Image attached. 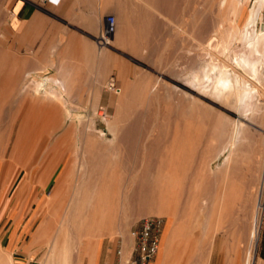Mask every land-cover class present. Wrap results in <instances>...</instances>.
<instances>
[{
    "label": "rangeland",
    "instance_id": "374dc122",
    "mask_svg": "<svg viewBox=\"0 0 264 264\" xmlns=\"http://www.w3.org/2000/svg\"><path fill=\"white\" fill-rule=\"evenodd\" d=\"M208 1L206 9L208 8L211 11L207 10L206 16L211 24L206 35L205 57L207 59L211 57V60H214L218 66H223L227 58L226 55L231 57L235 63L236 56L232 54V50H235L239 43L235 41L227 52L219 53L220 43L218 42L220 41L217 42L229 26L228 20L220 22V25L217 24L219 16L225 18L226 8L220 9L218 0ZM253 2L254 0H246L245 5L251 7ZM11 3L12 0H0V45H2V42L4 43V61L0 51V78L1 85H4H2L1 90V94H4V96L2 98L3 104H0V132L3 133L2 140L5 143L0 163V249L12 255V264H50L49 251L55 240L65 245L66 264H96L98 253L101 260L107 261V254L109 251H114L117 237L121 238L124 255H126L132 242L131 232L135 221L141 216L151 214L140 215L136 213V210L134 212L132 210V213L129 212L128 218L125 219V214L121 213L123 211L121 209L123 203L121 194L124 189L136 186L135 183L140 178L138 176L145 177L150 182L161 180L166 172L165 168L160 171L156 169L163 162V164L166 163L164 158H166V154L171 147H174L172 146L174 143L170 142L172 141V135L175 131L183 132L186 129H190L189 140L191 142L189 141L188 146L184 145L183 147L192 148L194 152L190 153L191 156L187 155L180 158L179 162L182 165L178 163L181 168L183 167L187 171L185 173L184 170L178 174L181 184L175 187L180 191H178L179 200L176 202L174 218L169 215H158L164 218V226L159 251L151 264L164 263V250L169 241L172 243L170 250L172 258L169 264H205L207 257H197L190 253L193 248L199 247L201 244H204L203 246L207 245L211 238L215 239L217 244L220 236V245L221 248H224L226 254L223 257L212 258L223 259L224 264H248L252 256L251 243L249 244V254L246 258L245 256L242 258L239 254L241 253L242 245L240 244L242 242L237 244V238L240 232H243L244 226L247 230L245 236L253 239L254 205L257 198L252 201L250 193L252 191L255 197L261 188L262 205L258 218L259 231L253 255L255 261H263L264 264V182L262 183V177L264 176V125L259 124L260 120L256 119L255 123L257 122L256 124L261 128L257 129V127L251 126L254 132H245L244 137L237 146L234 168L227 171H217V167L222 164L228 150H223L214 159L213 150L219 149L221 144L216 137L217 135L213 134V130L217 128L230 129L233 126L232 123L218 121L217 118L220 116L224 120L238 123L246 122V119L234 105H225L204 97H198L205 110V113H203L204 119H201L198 115L195 117L194 114L188 112L186 114L182 112L183 115L180 114L179 100L181 99V93L191 92L195 94L194 91L184 85L182 77L199 68L203 58V55H200L199 47L196 46L194 41L192 30V20L200 9L201 0H176L174 2L176 9L170 10L171 12L153 9L152 14L158 24L155 29L148 33V37L150 36L148 47H146L147 50L144 48L143 52L138 51L136 54L118 46L113 34L109 43L116 51L117 59L114 64V71L109 72L111 61L108 59L106 50V46L109 45L96 44L100 53V63L97 70L99 87L94 89L91 96L75 95L71 93L70 88L65 89V91L62 90L60 94L63 99L60 103L42 100L40 96L34 93L37 85H43L42 72L22 73L24 74L23 77L26 75L24 77L27 79L24 80L25 83H29L26 86L19 85V78L14 80L15 84L6 79L7 75L4 73V69L8 66L9 61L12 62L10 57V30L7 23ZM262 15V22H264V11ZM114 16L116 17L115 12ZM243 22L244 15L238 23L241 26ZM211 37L214 38V41L207 44V40ZM107 67L109 69L105 71L104 69ZM100 69H103L104 78L101 76ZM46 75L49 83L47 82L45 86L40 87L41 91L44 87L47 91L56 88L53 81L58 79V72ZM112 77L116 82L117 89L107 90L105 86ZM123 79L138 94L135 100L129 101L130 103L123 107L132 110V118L129 119L130 122L128 119L127 121L132 123L135 119V112H137L142 126L136 129L137 131H132V133L137 132L136 137L138 138L131 139L127 143H120L117 148L116 146H109L110 154L114 152V155L109 154L110 156L108 155L106 160L114 167L106 171L101 170L103 178L100 182L101 186L109 189L106 194L108 197L107 202L102 207L107 208L108 206V211L112 213L109 220L115 221L113 224L114 234H104L100 237L99 234H95L98 229L95 231L97 225H95L91 216L83 217L72 214L75 206L80 205V198L83 195L82 192H78L81 188H77V186L85 178L83 175L81 177L78 170V162H82L81 159L84 156L82 153L85 150L84 139L80 138L82 136L81 132H83L82 128L77 126L79 128L75 129L77 132L75 136L72 135L73 137L66 135V131L64 132V153L59 157L61 160L54 171L51 172L50 170L48 173L46 179L48 183L43 187H39L37 184L35 188L28 182L30 171L34 166L33 175L35 176L36 168L37 170L40 169L39 163L43 164L45 161L41 158L43 157L41 155L45 151L47 152L48 149L50 150L48 154L52 152L48 158V164L52 162L58 149V146L53 151L50 149L52 139L61 129L52 137L49 134L46 135V133L41 137L39 134L41 129H37L39 133H35L33 137L35 140L33 139L31 144L32 150L29 148L28 152H23L24 144H22L19 155L27 157L30 154V161L36 160L25 164L26 172L16 160L9 161V156L17 139L19 126L26 112L30 109L35 111L53 108L63 110L71 106L78 108L86 118H89L93 114L90 101L97 98L95 106L106 111L104 117L108 122L116 121L118 97L124 91ZM46 85L50 86L47 88ZM47 118L48 115L45 120H42L41 125L43 122L45 123ZM34 122L36 123V120H31V124H35ZM64 122L67 125L69 119ZM104 122V120L98 118L93 119L95 128L102 130L107 138H111V133L107 129L106 122ZM217 124L218 127H216ZM79 131L80 133H78ZM161 142L163 143L161 144ZM72 147H75L76 151L78 150L77 153L71 154L70 149ZM100 148L98 149L99 153L108 150L106 147ZM143 158L149 160L156 167L153 171L145 174L146 176L134 166ZM201 162H203V165H201ZM68 163L70 165L64 170ZM183 165H186V168L192 165V167H188L192 170L186 169ZM43 172V170L38 172L36 183H38ZM17 179H19V182ZM78 180L80 181L77 182ZM197 181L200 183H196ZM196 184H198L197 188L195 187ZM74 189L78 191L76 192ZM123 221H127V223L123 224ZM172 232H175V237L173 236L174 238L169 240L172 238ZM235 247L238 248L237 252L240 258L231 255ZM179 253L181 254L178 256L180 260L175 262L176 258L173 255Z\"/></svg>",
    "mask_w": 264,
    "mask_h": 264
},
{
    "label": "bare ground",
    "instance_id": "6f19581e",
    "mask_svg": "<svg viewBox=\"0 0 264 264\" xmlns=\"http://www.w3.org/2000/svg\"><path fill=\"white\" fill-rule=\"evenodd\" d=\"M175 1L176 0H118L115 10H114L115 15H116V17L114 16L115 17V29L116 28L117 29H116V32L114 29L115 33L113 32V34L115 36L114 40L116 41V44L124 49L129 50L132 53L137 54L138 51L143 52L144 48L148 47V40L150 37V36L148 37L149 35L148 33H150V31H152L153 29H155L158 24L155 17H153L152 10L159 9V10H167V11L171 10L172 11L176 9L175 8L176 5L174 3ZM210 1L214 2L216 0H210ZM218 1H219V4H218L219 8L220 9L226 8V11H225V18L219 16L217 24L225 20L229 21V26L227 30L223 33L220 40L219 39L217 40V42L220 41L218 42L220 43L218 47L219 53L227 52L229 48H231L232 43L237 41L236 43H239V45L237 46V48H235V50H232V54L236 56L235 63L232 61L231 57H228L227 55H226L227 57L226 61L224 60L225 63L223 64V66H218V64L214 60H211V57L210 59H207L205 57L206 35H207V32L209 30L211 23L208 17L206 16V12L208 10V8L206 9V4L209 1L201 0L200 9L197 11L196 16L192 20V28H193L192 30H193V38L196 43V46L199 47V50L201 52V54L200 53L199 54L203 55V58L201 59V62H200L201 66L200 67L198 66L199 68L194 69L190 74L188 73V75H185L182 77V81L184 82V85L188 87L190 90L194 91V93L197 96L195 94H192L191 92L181 93V99L179 100V109H180V114H182V112L184 114L188 112V113L194 114L195 117L196 115H198L201 119H204L203 113H205V110L203 109L204 108L203 105L200 103L201 101L200 98H198V97H202V98L204 97V98L210 99L211 101L220 102L225 105L232 104L241 112V115L246 119V122L238 123L234 121H228V120H224L222 117L219 116L217 118L218 121H225L228 123H232L233 126L230 129H223V128L218 129L217 128L218 130L217 129L213 130V134L217 135L216 137L220 141V144H221V147L219 149L217 150L214 149L215 152L213 150L214 159L217 156H219L223 150H226V149L228 150V154L224 156L225 158L222 164L217 167L218 168L217 171L218 170L227 171V170L234 168L235 166L237 146L240 144L242 138L244 137L245 132L247 131L254 132V129L251 126H255L257 127V129L261 128L260 126H258V124H256L257 122L255 123L256 119L260 120L259 124L264 125V22H262V18H263L262 14L264 11V0H254L251 7H248L245 5L246 0H218ZM106 7H103V8L107 9ZM113 9H114V6H113ZM210 13H207V14H210ZM99 15H101V13ZM243 15H244V22L240 26L238 22ZM99 19L100 18H98V20ZM99 21H101V19ZM116 21H117V27H116ZM96 23H98V21ZM213 41H214V38L211 37L207 40V44H210ZM145 50H147V48ZM213 58L215 59V57ZM14 63L15 62H13L12 64V62L9 61L8 66L4 69V73H6L7 75L6 79L10 80L11 82L15 84L14 80L16 78H19L21 75L16 70V68H14L15 67ZM61 67L59 66V70L56 68L59 74L57 76L59 77H57L58 78L57 80L53 81L54 86L59 91L56 88H52L47 91L45 90V87L41 91L39 88L43 86L42 84L37 85V87H35L37 89L35 90L34 93L40 96L42 100H49L52 102H59V103L62 102L63 98L60 93L62 90L65 91V89L68 87L67 80L68 78L71 77L72 73L70 72V70H66V68L64 69V67L63 68ZM104 70L106 71L107 68H105ZM20 71H22V69ZM102 73H103V69L101 70V76L103 77ZM2 85H1V78H0V104L1 105L3 104L2 98L4 96V94H1ZM122 85H123L124 91L118 97V105L116 108L117 119L116 121H113L112 123L108 122V120L104 117L106 111L103 108L98 109L95 106L96 105L95 101L97 100V98H93L90 101L91 111L93 114L92 116L90 115L89 118H86L84 114L78 110V108H74L71 106H69L68 109H63V110H59L57 108L40 109L39 111H35L34 109H30L28 111L26 110L27 111L26 115L24 116L19 126V129L17 132V139L11 148V152L9 156V161L16 160L18 163H20V167L25 171V167H24L25 164H27L28 162H34L36 160L33 159L32 161H30L31 160L30 154L27 157H23L22 155L21 156L19 155L22 144H24L23 152H28L29 148L32 150L31 144L33 143V139H34L33 137L35 133H39L37 129H41L39 133L41 137H43V134L45 133L46 135L49 134L52 137V135H54L55 133H57L58 130L61 129V131L58 132L52 139L53 140L52 145H51L52 147L50 149L53 151L58 146L56 155L54 156V159L52 160V162L48 164V158L50 154L52 153L51 152L50 154H48L50 151L48 149L47 152L45 151V153L41 155L43 156L41 158L45 161L43 164L39 163L40 169L37 170L36 168L37 172L35 176L33 175L34 166L32 167L30 171L28 182L31 183L32 186L34 187L37 184L39 187H43L46 185V183H48L46 181L48 173L50 172V170L51 172L54 171L55 167L58 165V163L61 160V158L59 157H61L64 153V149H65L63 146V144L65 143V140H64L65 137H63L64 132L65 131L67 132L66 135L75 136L77 132V130L75 129L79 127L82 128L83 132H81L82 136L80 138L84 139L83 141L85 145V150H84V153L81 152L84 156H83V159H81L82 162H78L79 163L78 170L80 172L81 177L83 175L85 178L82 179V181L80 180L77 181V182L80 181V184H78L77 188H81V189L79 191L77 189H74L76 192L77 191L82 192L83 195L80 198V202H81L80 205L75 206L72 214L74 216L80 215L83 217L91 216L93 218L95 225H97L95 231H97L98 229V232H95V234H99L100 237L103 236L104 234H109V235L114 234L113 224L115 221L112 219L111 221L109 220V218L112 217L111 215L112 213L108 211V206L107 208L102 207V205L105 202H107L108 197L106 194L109 191L107 187L101 186L100 181L102 180L101 178H103L101 169L104 167L100 169V167L97 166L99 165L97 164V160L102 159V158H107V156L110 154V150H109L110 145L111 147L116 146L117 148L119 147L120 143H127L131 139L138 138L136 137L138 135L136 132L137 131L136 129L142 126L140 125L141 123L139 121V118H138L139 116L137 112H135V115H134L135 119L133 117L134 121L132 123H128V121L130 122L129 119L132 118L131 117L132 110H130L131 108L129 109V108H123V107L126 106L127 103H130L131 101L135 100L138 94L134 92L135 91L134 89L132 90V88L129 87L125 79L122 80ZM49 86H47V88ZM0 113H1V110H0ZM47 115H48L47 120L45 121V123L43 122V124L41 125L42 120H45ZM9 116H5V117L8 118ZM94 118H98L106 122L107 129L111 133V138H107L106 134L102 130H97L95 128V126L93 125ZM66 119H69V123L67 125H65V122H64ZM201 119L199 120L201 121ZM31 120H36V123L34 122L35 124H31ZM187 123L189 122L187 121ZM188 126L187 128H189ZM214 126H213V129L215 128ZM216 127H218V124L216 125ZM133 130H136V131L132 133ZM142 130H143V127H142ZM189 130L190 129H186L184 131L182 130L183 132L175 131L173 133L172 141L170 142L174 143V145H172L174 147H171L170 151H168V153L166 154V158H164V161H166V163L163 164L164 163L163 162L161 166L160 165L157 166V169L154 165L150 163L149 160L147 161L145 158L140 159V161L136 163L137 165L134 164L136 169L137 170L139 169V171L143 173L144 175L148 174V172L153 171V169L160 171L165 168L166 172L164 174V177L161 176L163 177L161 180L159 181L154 180V182L152 181L150 182L147 178L137 175L140 178L139 179L137 178L138 181L135 183L136 186H131L130 188L124 189L123 193L121 194V198L123 200L122 207H121L123 211L121 210L122 211L121 213L125 214V219L128 218V214H130L129 212L132 213V210L133 212L134 210H136V213L140 215L148 213L151 215L152 214L169 215L172 218H174V215L176 213L175 212L176 211L175 206L177 204L176 202L177 200H179L178 191H180V189L177 190L175 187L178 184L179 185L181 184V181H179L178 179L179 177L178 174L181 171L185 170L183 167L181 168L179 166L180 164L179 161L181 157L187 156V155L191 156L192 154L190 153L194 152L192 148L183 147L184 145L188 146L189 144V141H190L189 140L190 139ZM78 133H80V131ZM2 134L3 133L0 132V163H1L4 149H5V145H4L5 143L2 140V137H3ZM203 135H205V133ZM114 143H116V145H114ZM162 143L163 142H161V144ZM100 147L101 148L106 147V149L108 150H103L102 153H99L98 149ZM190 149L192 150L190 151ZM70 150H71V154H75L78 151V150L76 151L75 147L74 148L72 147ZM111 154L114 155V152H112ZM182 160H185V159H182ZM103 161L104 160H102L101 162L103 163ZM201 163H202L201 165H203V162ZM69 165L70 164L68 163L66 167H64V170ZM100 166L102 165L100 164ZM184 167L186 168V165ZM188 167H192V165ZM188 167L186 169H190ZM42 170L44 172L42 173L40 179L38 180V183H36L38 172ZM191 170L192 169H190V171ZM186 171L187 170H185V173ZM17 181L19 182V179H17ZM263 182H264V176L262 177V183ZM196 183H200V182L197 181ZM197 186L198 184H196L195 187L197 188ZM250 195H251L252 201H255L254 198H257L255 201L256 203L254 205L255 207V217H254L255 220L254 221L255 222H254L253 239L247 238L245 236L247 233V230H245V227L243 226V232L242 233L240 232V234L238 233L239 236L237 238V244L242 242V244H240L242 245V248L240 250L241 253L239 254L242 258L244 256L246 258V256L250 252L249 244L251 243L252 256L249 259L248 264H263L262 263L263 261H259V260L255 261L254 255H253L255 245L257 242L258 231H259L258 230L259 228L258 218H259V213H260L259 210L261 209V205H262V188L258 190L257 196L255 195L254 197L252 191ZM252 203H251V206H252ZM126 223L127 221H123V224H126ZM163 226H164V218H163V225H162V229L160 232L159 242L157 245L155 257L159 251ZM174 233L175 232H172V238L169 240H172L175 237ZM246 239H249V240H246ZM171 245H172L171 241H169V243L166 245L167 247L165 248L164 255H163L164 263L162 264H169L170 259L172 258L171 253H170ZM64 249H65L64 244H61L57 240L53 242V245L49 251L50 252L49 254L50 264H66L67 259L65 257ZM237 251H238V248L235 247L231 255L240 258V256H238L239 254ZM180 255H181L180 253L173 255V257L176 258L175 262L180 260L178 259V256ZM12 262H13L12 255L0 249V264H12Z\"/></svg>",
    "mask_w": 264,
    "mask_h": 264
},
{
    "label": "crops",
    "instance_id": "0c3cea01",
    "mask_svg": "<svg viewBox=\"0 0 264 264\" xmlns=\"http://www.w3.org/2000/svg\"><path fill=\"white\" fill-rule=\"evenodd\" d=\"M117 2L118 0H12L7 23L10 30V57L12 64L15 62L14 68L21 74L19 85H29L25 83L26 75L23 77L22 73L42 72V82L45 86L48 82L46 74H56L62 65L61 68L64 67L72 73L67 80L66 89L70 88L71 93L75 95H93L94 89L99 87L97 70L100 63L99 47L95 38L103 17L106 14L114 15ZM102 6H107V9ZM106 48L108 59L111 61L109 72L114 71L116 51L112 44ZM0 51L4 61L3 42ZM106 159L97 160V166L100 169L104 167L101 169L103 171L114 167ZM220 244L221 236L217 244L215 239L211 238L207 245L201 244L193 248L190 254L207 257L205 264H224L223 259L212 258L225 256V250ZM98 254L96 264H112L114 251L108 252L107 261L101 260ZM154 259L155 256L151 263Z\"/></svg>",
    "mask_w": 264,
    "mask_h": 264
},
{
    "label": "built area",
    "instance_id": "2783aa9c",
    "mask_svg": "<svg viewBox=\"0 0 264 264\" xmlns=\"http://www.w3.org/2000/svg\"><path fill=\"white\" fill-rule=\"evenodd\" d=\"M115 29V17L106 14L103 17L99 32L95 38L98 45H110V39ZM107 90L117 89L115 80L110 78L105 86ZM163 225V217L158 215H144L135 221L131 232L132 242L124 255L121 238L117 237L112 264H151Z\"/></svg>",
    "mask_w": 264,
    "mask_h": 264
}]
</instances>
